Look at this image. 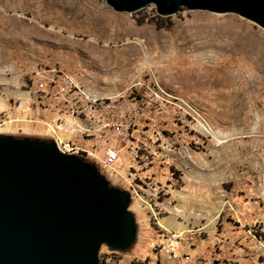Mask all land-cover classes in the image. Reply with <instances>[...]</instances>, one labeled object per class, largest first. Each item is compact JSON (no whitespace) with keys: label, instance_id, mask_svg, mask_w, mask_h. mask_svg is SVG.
Listing matches in <instances>:
<instances>
[{"label":"rangeland","instance_id":"1","mask_svg":"<svg viewBox=\"0 0 264 264\" xmlns=\"http://www.w3.org/2000/svg\"><path fill=\"white\" fill-rule=\"evenodd\" d=\"M157 17L0 0V135L69 143L130 195L136 240L101 246L100 264H264V31L234 14ZM41 70L103 106L79 115Z\"/></svg>","mask_w":264,"mask_h":264},{"label":"water","instance_id":"2","mask_svg":"<svg viewBox=\"0 0 264 264\" xmlns=\"http://www.w3.org/2000/svg\"><path fill=\"white\" fill-rule=\"evenodd\" d=\"M100 1V0H93ZM117 13L153 5L234 14L264 31V0H103ZM130 195L54 141L0 135V264H100L101 246L129 250L137 227Z\"/></svg>","mask_w":264,"mask_h":264},{"label":"built area","instance_id":"3","mask_svg":"<svg viewBox=\"0 0 264 264\" xmlns=\"http://www.w3.org/2000/svg\"><path fill=\"white\" fill-rule=\"evenodd\" d=\"M40 75L42 77H48L50 83L57 85L61 94L64 96H71L73 104V111L79 113V115L88 118L92 116L96 110L103 106L98 98H95L81 87L77 86L72 80L65 77H61L53 71L41 70ZM57 146L65 153L73 154V147L69 143L60 144L56 142ZM118 160V152L116 149L111 148L105 152L103 161H101V167L105 170L110 169L114 163Z\"/></svg>","mask_w":264,"mask_h":264},{"label":"trees","instance_id":"4","mask_svg":"<svg viewBox=\"0 0 264 264\" xmlns=\"http://www.w3.org/2000/svg\"><path fill=\"white\" fill-rule=\"evenodd\" d=\"M158 20L163 19L162 17H157Z\"/></svg>","mask_w":264,"mask_h":264},{"label":"bare ground","instance_id":"5","mask_svg":"<svg viewBox=\"0 0 264 264\" xmlns=\"http://www.w3.org/2000/svg\"><path fill=\"white\" fill-rule=\"evenodd\" d=\"M180 212V211H179Z\"/></svg>","mask_w":264,"mask_h":264}]
</instances>
